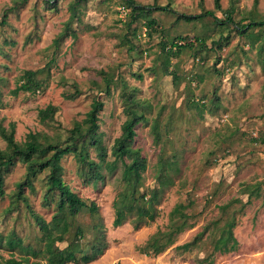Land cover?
I'll use <instances>...</instances> for the list:
<instances>
[{
	"label": "rangeland",
	"instance_id": "obj_1",
	"mask_svg": "<svg viewBox=\"0 0 264 264\" xmlns=\"http://www.w3.org/2000/svg\"><path fill=\"white\" fill-rule=\"evenodd\" d=\"M140 4L169 5L173 12L154 10L150 29L144 18L130 22L126 0H57L49 7L43 0H0V119L15 123L14 137L24 147L28 133H36L43 144L61 146L83 119L94 98L103 101L97 133L112 160L111 147L126 118L122 84L137 101L145 119L135 126L130 143L146 159L142 191L160 188L159 175H169L156 204L152 221L129 216L113 226L112 201L122 189V165L94 183L78 174L73 153L62 157L61 176L80 197L93 200L98 214H79L85 229L83 247L91 248L104 235L106 248L86 264H264V26L254 27V41L239 33L230 22L218 25L211 16L184 21L177 14H198L213 10L225 19L231 11L234 21L264 20V0H135ZM180 36L193 42L170 55L162 52ZM195 38H201L204 46ZM263 43V46H261ZM25 70H34L42 82L39 90L11 93ZM171 72V73H170ZM138 75H141L139 78ZM114 84L106 89L107 77ZM134 88V89H132ZM56 107L45 120L39 111ZM0 151L6 143L0 136ZM88 158L99 160L93 146ZM164 159L172 168L160 171ZM128 160V159H127ZM82 164V163H81ZM25 163L17 161L5 176L0 196V235L14 231L24 245L39 251L29 263L46 264L41 252V231L31 211L46 221L54 213L53 203L42 199V178L33 181L34 190L23 187L30 208L20 202L11 209L16 183L23 180ZM161 191V190H160ZM190 218H179L184 229L175 231L169 219L177 203ZM228 207L226 212L221 207ZM234 216V251L220 253L213 243L228 217ZM185 221V222H184ZM100 223L101 230L95 228ZM94 224V227H92ZM137 225V227H135ZM208 226V230H202ZM158 229L172 232L175 242L157 256L139 253L137 248ZM201 237L198 246L182 251L176 246ZM102 238V239H103ZM61 243L60 246H63ZM26 253L0 243V260ZM82 264V263H67Z\"/></svg>",
	"mask_w": 264,
	"mask_h": 264
},
{
	"label": "trees",
	"instance_id": "obj_2",
	"mask_svg": "<svg viewBox=\"0 0 264 264\" xmlns=\"http://www.w3.org/2000/svg\"><path fill=\"white\" fill-rule=\"evenodd\" d=\"M43 1H45L49 7H52V3L57 0ZM84 1L86 0H75L77 4ZM126 1L127 5L130 7V22L138 18H144L147 27L150 29L156 25V21L149 17L151 12L154 10L173 12V9L169 5H144L135 0ZM213 7L215 10H222L220 0H213ZM231 11L226 14L224 20L217 17L213 10H204L198 14L179 13L176 18L189 22L201 20L205 16H211L213 22L216 24L222 25L226 22H230L239 33L245 34L254 41L256 37H254L253 32L249 30L254 27H263L264 20H251L247 23H239L233 20ZM6 15L7 14L4 13L0 25L5 24ZM195 40L198 42V45L204 46V41L201 38H195ZM187 46L192 47L193 42L188 41L185 36H180L176 40H173L169 46H167L165 42L161 43L162 52L165 53L167 60L170 55ZM261 46H263V43ZM106 77V89L109 90V86L114 84L115 81H113L112 77ZM138 77L140 78L141 75H138ZM41 84L42 82L36 78V72L34 70H25L19 77L15 88L11 90V93L13 95H16L19 91L34 93L39 90ZM130 88L131 87H128L126 83L122 84V100L124 102L126 118L121 124L120 135L114 139L111 147V154L113 155L112 160H106L107 152L97 133L99 122L98 114L103 109L104 105L103 101L97 97L92 100L90 108L86 112V116L83 119L84 126L76 125L70 129L64 146L53 143L43 144L39 141L36 133L30 132L26 136L24 147H20L14 137L15 123L10 122L7 126H4L0 119V136L6 143V151H0V196L4 195L3 185L5 176L11 171L16 162H24L26 169L23 180L16 183L17 189L11 201V209L19 206L20 202L24 203L27 208H30L27 196L23 193V187L26 186L30 190H34L35 186L33 181L37 179L39 174L43 171H47L42 178V199L44 203H53L54 213L51 219L46 221L42 216L38 215L33 210L31 211L34 222L41 231L40 241L43 245L41 252L46 259V264H86L102 254L107 246L103 238V232L99 234V242L92 245L91 248L81 245V240L85 237V229L77 221V218L79 214L84 212L96 216L99 207L95 201L80 197L64 182L61 176L62 166L60 161L66 154L73 153L74 156H76L78 163L81 165L78 174L94 183L104 179L101 170H105L106 173H113L117 170L119 163L122 165L121 178L123 186L122 189L116 193L112 201L114 210L113 226L122 225L131 215L139 218H146L148 221H152L156 217V204H158L162 189L167 184L170 176H158L160 188H153L148 192L142 191L141 189L142 171L146 168V159L141 154L140 149L133 148L130 143L136 136L135 126L145 119V116L142 112L137 110V101L132 97V94L130 92L127 93V90ZM55 111V106L47 105L44 109L39 111V116L41 119L45 120L52 117ZM88 145L93 146L97 151V155L99 156L98 161L88 158V153L86 152ZM174 164V161H168L163 158L160 162V171L165 168H172ZM191 205V202L187 204L177 203L171 209L169 213L171 224L169 226H173L175 231L184 229L181 224L177 223V220L179 218H184L185 220L186 218H190V214L186 213L185 209ZM227 208V206L221 207V210L226 212ZM234 226V216L225 219L220 228L219 236L215 238V242L213 243L215 251L227 253L236 249L237 240L232 233V228ZM92 227H94V224ZM135 227H137V225H135ZM95 228L102 231L100 223H97ZM205 230H208V226H206L202 232L204 233ZM200 240L201 237L195 235L191 240L177 245L176 248L182 251H190L198 246ZM2 241L6 243L8 249H18L21 252H25L26 255L20 259H17L13 255H10L8 258H1L0 264H40L39 262L29 263L28 256H36L39 251L31 246L24 245L23 239L14 231L5 236L0 235V243ZM174 242L175 237L172 232L158 229L147 239L144 245L137 248V250L139 253L148 256H157ZM61 243H64V245L60 246ZM203 260L207 264L210 263L207 257H204Z\"/></svg>",
	"mask_w": 264,
	"mask_h": 264
}]
</instances>
